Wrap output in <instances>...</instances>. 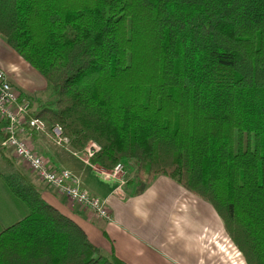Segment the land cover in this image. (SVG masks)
<instances>
[{
    "label": "trees",
    "instance_id": "16d2710c",
    "mask_svg": "<svg viewBox=\"0 0 264 264\" xmlns=\"http://www.w3.org/2000/svg\"><path fill=\"white\" fill-rule=\"evenodd\" d=\"M0 38L48 84L30 117L126 186L175 180L264 264V0H0ZM5 181L28 214L0 264H126L23 172Z\"/></svg>",
    "mask_w": 264,
    "mask_h": 264
},
{
    "label": "crops",
    "instance_id": "0c3cea01",
    "mask_svg": "<svg viewBox=\"0 0 264 264\" xmlns=\"http://www.w3.org/2000/svg\"><path fill=\"white\" fill-rule=\"evenodd\" d=\"M0 69L35 110L48 84L2 38ZM24 138L54 167L69 170L85 190L105 200L112 218H96L43 184L12 149L2 146L5 133L0 123V232L28 214L5 181L20 171L41 190L46 202L80 224L107 257L115 256L126 264H247L214 208L175 180L159 176L139 189L126 186L113 171L86 162L85 152L74 150L70 143L60 146L48 128L27 130Z\"/></svg>",
    "mask_w": 264,
    "mask_h": 264
},
{
    "label": "built area",
    "instance_id": "2783aa9c",
    "mask_svg": "<svg viewBox=\"0 0 264 264\" xmlns=\"http://www.w3.org/2000/svg\"><path fill=\"white\" fill-rule=\"evenodd\" d=\"M32 112L31 100L13 86L7 74L0 69V123L4 124L5 133L2 146L12 149L14 155L25 163L43 184L57 190L69 202L90 211L96 218L111 220L112 215L105 200L85 190L79 179L69 170L54 167L48 157L40 154L24 138L27 130L36 132L47 130V125L43 120L30 117ZM52 132L60 146L69 143L60 128L55 127ZM96 150L98 147L94 144L87 148L86 162H90ZM113 175H118L126 184L127 172L123 165H118L113 170Z\"/></svg>",
    "mask_w": 264,
    "mask_h": 264
},
{
    "label": "rangeland",
    "instance_id": "374dc122",
    "mask_svg": "<svg viewBox=\"0 0 264 264\" xmlns=\"http://www.w3.org/2000/svg\"><path fill=\"white\" fill-rule=\"evenodd\" d=\"M49 95H50V90H49V87H47V91L46 92H44V93H41V97L44 99V100H46L48 97H49ZM48 128V127H47ZM53 130V129H52ZM51 130V131H52ZM28 168V167H27ZM29 169V168H28ZM126 176H128V173H127V175ZM238 250V249H237Z\"/></svg>",
    "mask_w": 264,
    "mask_h": 264
}]
</instances>
